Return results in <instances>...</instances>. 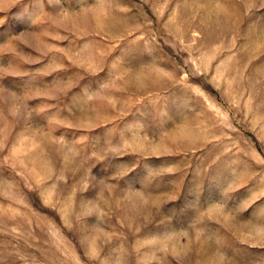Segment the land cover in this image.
I'll list each match as a JSON object with an SVG mask.
<instances>
[{
	"label": "rangeland",
	"instance_id": "374dc122",
	"mask_svg": "<svg viewBox=\"0 0 264 264\" xmlns=\"http://www.w3.org/2000/svg\"><path fill=\"white\" fill-rule=\"evenodd\" d=\"M0 264H264V0H0Z\"/></svg>",
	"mask_w": 264,
	"mask_h": 264
}]
</instances>
